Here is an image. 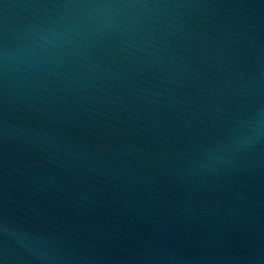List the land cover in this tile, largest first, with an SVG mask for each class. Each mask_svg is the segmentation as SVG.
I'll use <instances>...</instances> for the list:
<instances>
[{
	"label": "water",
	"instance_id": "1",
	"mask_svg": "<svg viewBox=\"0 0 264 264\" xmlns=\"http://www.w3.org/2000/svg\"><path fill=\"white\" fill-rule=\"evenodd\" d=\"M0 264H264V0H0Z\"/></svg>",
	"mask_w": 264,
	"mask_h": 264
}]
</instances>
